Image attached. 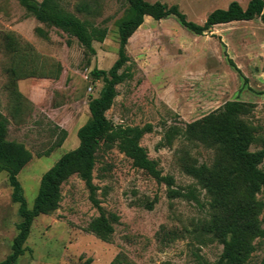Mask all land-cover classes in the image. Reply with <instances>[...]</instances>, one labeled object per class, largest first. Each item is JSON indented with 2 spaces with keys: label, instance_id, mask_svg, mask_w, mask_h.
Returning <instances> with one entry per match:
<instances>
[{
  "label": "rangeland",
  "instance_id": "1",
  "mask_svg": "<svg viewBox=\"0 0 264 264\" xmlns=\"http://www.w3.org/2000/svg\"><path fill=\"white\" fill-rule=\"evenodd\" d=\"M158 1L177 4L188 19L203 23L212 10L227 7L233 0ZM237 1L246 6L249 0ZM62 2L79 17L108 28L103 41H94L95 54L76 37L39 21L18 0H0V110L9 120L7 138L23 143L32 153L18 174L30 207L42 175L80 143L78 130L90 117L89 101L103 86L91 70L95 66L108 70L117 60L116 21L128 6L126 0ZM83 2L88 3L87 10L79 9ZM8 33L18 37L22 48L25 42L32 45L38 64L51 67L53 60L60 62L59 76H33L14 82L10 74L12 51L5 39ZM126 52L130 59L120 72L126 69L132 76L116 85L117 95L106 115L115 125L151 124V131L143 134L140 143L163 174L174 177L173 188H192L200 201L170 196L166 182L134 166L117 146L102 148L97 152L93 181L103 209L120 216L112 239L104 241L86 229L100 211L84 180L74 174L62 184L59 207L34 219L26 250L14 264H110L117 255L121 264H215L219 259L223 244L207 227L209 197L184 169L182 159L188 151L189 163L210 161L212 151L181 135L169 140L167 130L237 99L254 104L243 117L257 127L258 140L251 149L263 146L264 22L259 17L237 20L197 34L175 15L162 19L146 16L130 36ZM14 83L21 93L18 100L13 94ZM60 128L68 135L50 150ZM260 166L264 169V160ZM256 197L264 204V187ZM260 219L264 226V207ZM20 221L7 172L0 171V261L11 252ZM254 243L256 249L244 264H264V239L257 238Z\"/></svg>",
  "mask_w": 264,
  "mask_h": 264
},
{
  "label": "trees",
  "instance_id": "2",
  "mask_svg": "<svg viewBox=\"0 0 264 264\" xmlns=\"http://www.w3.org/2000/svg\"><path fill=\"white\" fill-rule=\"evenodd\" d=\"M18 1L39 21L76 37L85 49L93 54L96 53L94 41H103L108 34L106 26H98L89 19L79 17L69 10L62 0ZM126 2L128 6L124 15L116 21L119 40L117 60L108 70L96 66L91 70L94 78L102 79L103 86L99 95L89 101L90 117L78 130L80 143L75 149L64 153L42 175L38 193L31 207L23 193L18 174L32 158V153L23 143L7 138L9 120L0 110V171L7 172L8 182L12 187V199L19 204L21 216L19 231L14 237L11 252L0 264H14L25 252V242L34 219L59 207L62 200V184L74 174L84 180L90 191V199L100 211L86 229L104 241L112 239L115 223L119 221L120 216L116 212H106L103 209L97 197L98 186L93 181L97 152L102 148L107 150L117 146L132 159L134 166L145 170L159 182H166L170 196L200 201L192 188L185 191L173 188L174 177L163 174L158 162L149 156L147 148L140 143L143 134L151 131V124L142 127L115 125L106 115L117 95L116 85L132 76L129 70L120 72L130 59L126 45L146 16L162 19L175 15L190 31L203 34L221 23L251 20L256 17L264 22V0H249L246 6L233 0L227 7L212 10L203 23L188 19L177 4L168 5L158 0ZM88 6L87 2H83L79 9L87 10ZM37 31L46 36L41 28H37ZM5 39L6 45L12 51L10 74L14 82L33 76H59L62 69L60 62L53 60L51 67H47L44 62L38 64L32 56L34 49L30 43L25 42L22 48L20 40L13 33L6 34ZM228 61L241 73L232 58L228 57ZM12 88L18 100L21 93L16 83ZM253 107L252 102L228 100L199 119L183 126L170 125L167 130L169 140L174 135H181L191 144L202 145L212 151L210 161L189 163L186 156L188 151H185L182 159L184 169L205 189L209 197L211 212L207 227L223 244V251L215 264L247 263L256 249L254 240L264 239V226L260 219L264 204L256 197L264 187V169L260 166L264 160V137L261 138V148L251 149V145L258 140L257 127L243 117L251 112ZM67 135L68 131L60 128L50 150L60 146ZM110 264H121L120 255Z\"/></svg>",
  "mask_w": 264,
  "mask_h": 264
}]
</instances>
